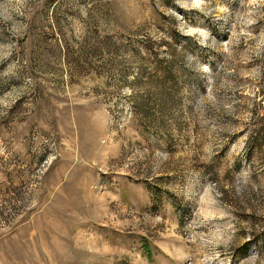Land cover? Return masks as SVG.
I'll list each match as a JSON object with an SVG mask.
<instances>
[{"label": "rangeland", "instance_id": "obj_1", "mask_svg": "<svg viewBox=\"0 0 264 264\" xmlns=\"http://www.w3.org/2000/svg\"><path fill=\"white\" fill-rule=\"evenodd\" d=\"M260 125L264 0H0V264H264Z\"/></svg>", "mask_w": 264, "mask_h": 264}, {"label": "trees", "instance_id": "obj_2", "mask_svg": "<svg viewBox=\"0 0 264 264\" xmlns=\"http://www.w3.org/2000/svg\"><path fill=\"white\" fill-rule=\"evenodd\" d=\"M172 61L168 62L169 65L166 67V69H164L163 74L160 77H157L156 80L153 82L154 84L157 85H162V87L165 88L162 89L164 90L163 93L166 97L169 96V92L172 90V88L177 85V81L176 78L174 76V73L172 72V70L170 68H168L170 66ZM172 65V64H171ZM159 86V87H160ZM146 107V106H145ZM261 125H263L261 123ZM259 126L258 129H256L255 131V135L249 137V146H250V151L252 152L254 149L256 150H264V126Z\"/></svg>", "mask_w": 264, "mask_h": 264}]
</instances>
